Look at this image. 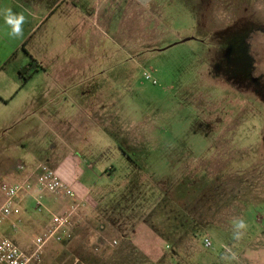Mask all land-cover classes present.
<instances>
[{"label": "rangeland", "instance_id": "obj_1", "mask_svg": "<svg viewBox=\"0 0 264 264\" xmlns=\"http://www.w3.org/2000/svg\"><path fill=\"white\" fill-rule=\"evenodd\" d=\"M89 4L97 42L42 45L37 60L0 42V200L42 165L84 198L40 264H226V248L229 264H264V0ZM26 198L19 232V218L0 227L24 248L52 221Z\"/></svg>", "mask_w": 264, "mask_h": 264}, {"label": "crops", "instance_id": "obj_2", "mask_svg": "<svg viewBox=\"0 0 264 264\" xmlns=\"http://www.w3.org/2000/svg\"><path fill=\"white\" fill-rule=\"evenodd\" d=\"M89 1L90 0H0V10L12 8L14 12H22L27 21L23 25V37L13 39L9 37L8 32L10 29L4 23L3 17L0 16V42L6 45L5 53L10 54L18 49H22L23 46H25V48L29 46L30 49H28L27 52L37 60V56L41 55L42 45L48 46L49 44H58L60 46L84 42H97L100 37V18L102 17V11L97 9V5H90ZM104 2L107 3L106 7L113 6L114 8V5L121 4L130 9L137 3L140 4L136 0H103V3ZM112 9H109L110 12ZM113 17H111L110 13L104 18L102 23L105 26L109 25ZM125 19L126 16H124V24L126 23ZM59 51H61V49H58L55 53H57V55L63 54L62 52L59 53ZM57 58L60 59L59 57ZM35 192L37 193V189ZM75 193L80 200H84L77 192ZM45 197L47 198L45 202L48 208L56 210L59 205L56 204L52 197L48 195H45L44 198ZM28 198L32 199V197ZM43 224H45L46 227L48 226L47 223ZM116 254L123 255L124 249L118 250ZM109 264H116V262Z\"/></svg>", "mask_w": 264, "mask_h": 264}, {"label": "built area", "instance_id": "obj_3", "mask_svg": "<svg viewBox=\"0 0 264 264\" xmlns=\"http://www.w3.org/2000/svg\"><path fill=\"white\" fill-rule=\"evenodd\" d=\"M14 168L18 173L26 170L22 163H18ZM36 189L37 193L35 192ZM45 194L51 195L56 202L74 200L76 203L66 213H54L46 205ZM1 196L0 227L11 218H19L18 223H13L11 226V232L15 234L19 232L22 214L20 204L26 197L34 199L38 211L46 210L50 213L52 221L25 248L21 247L8 235L0 233V264H40L44 259L46 249L51 243H62L72 238L73 217L77 210L83 206V201L77 197L75 191L54 170L46 165L40 166L37 170L35 183H6L1 187ZM205 247L211 248V241L206 240Z\"/></svg>", "mask_w": 264, "mask_h": 264}, {"label": "clouds", "instance_id": "obj_4", "mask_svg": "<svg viewBox=\"0 0 264 264\" xmlns=\"http://www.w3.org/2000/svg\"><path fill=\"white\" fill-rule=\"evenodd\" d=\"M0 16L3 17L4 23L8 26L10 31L8 35L10 38H22L23 37V25L27 22L24 14L14 12L12 8H4L0 10ZM247 223L243 218H237L233 221L232 224V236L234 240L239 241L243 238L246 230ZM236 259V253L232 248H226L225 253L221 256V260L225 261L226 264H229L230 261Z\"/></svg>", "mask_w": 264, "mask_h": 264}, {"label": "trees", "instance_id": "obj_5", "mask_svg": "<svg viewBox=\"0 0 264 264\" xmlns=\"http://www.w3.org/2000/svg\"><path fill=\"white\" fill-rule=\"evenodd\" d=\"M22 50L26 51L25 46H23ZM41 68V66L38 64L36 60H32L31 63L20 71L19 75L21 79L23 80V85H26L29 80L38 72V70Z\"/></svg>", "mask_w": 264, "mask_h": 264}, {"label": "water", "instance_id": "obj_6", "mask_svg": "<svg viewBox=\"0 0 264 264\" xmlns=\"http://www.w3.org/2000/svg\"><path fill=\"white\" fill-rule=\"evenodd\" d=\"M143 6H148L153 0H136Z\"/></svg>", "mask_w": 264, "mask_h": 264}]
</instances>
